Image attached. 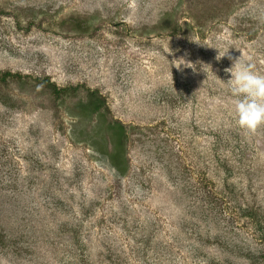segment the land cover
Listing matches in <instances>:
<instances>
[{"label":"rangeland","instance_id":"1","mask_svg":"<svg viewBox=\"0 0 264 264\" xmlns=\"http://www.w3.org/2000/svg\"><path fill=\"white\" fill-rule=\"evenodd\" d=\"M226 50L264 74V0H0V264L264 256V127Z\"/></svg>","mask_w":264,"mask_h":264},{"label":"clouds","instance_id":"2","mask_svg":"<svg viewBox=\"0 0 264 264\" xmlns=\"http://www.w3.org/2000/svg\"><path fill=\"white\" fill-rule=\"evenodd\" d=\"M225 56L233 62L231 67L224 70L230 76L224 83L233 97L238 125L248 131L264 127V74L255 71L254 65L241 56L234 58L229 55V50L218 52L217 60ZM173 61L180 63L179 68L191 64L183 58ZM188 68L195 70L194 65ZM209 68L210 66L205 65L202 70L205 72Z\"/></svg>","mask_w":264,"mask_h":264},{"label":"trees","instance_id":"3","mask_svg":"<svg viewBox=\"0 0 264 264\" xmlns=\"http://www.w3.org/2000/svg\"><path fill=\"white\" fill-rule=\"evenodd\" d=\"M4 76H10V74L5 73ZM53 91L55 92L56 89L54 88ZM60 91V90H58ZM92 97L90 98V101L85 105L84 108H89V111L91 114L94 113H99L100 108L104 102L101 97L98 96L97 93H92ZM104 122V121H103ZM109 131L111 132L112 135H115V140H116V145L114 146V151L108 154L109 157V162L111 166L119 173V176H124L125 175V170H126V162L123 158L124 154V128L120 124H109ZM263 237H264V230H261ZM264 241V239H263ZM261 259H264V256H262L260 259L259 257L251 262V264H255L257 262H260Z\"/></svg>","mask_w":264,"mask_h":264}]
</instances>
